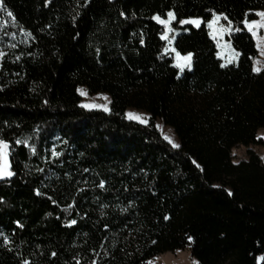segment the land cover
Masks as SVG:
<instances>
[{
	"label": "trees",
	"instance_id": "16d2710c",
	"mask_svg": "<svg viewBox=\"0 0 264 264\" xmlns=\"http://www.w3.org/2000/svg\"><path fill=\"white\" fill-rule=\"evenodd\" d=\"M258 10L264 0H0V140L14 174L0 183V264H151L186 247L199 264H264V165L231 156L264 146V66L253 71L243 26ZM169 11L174 49L193 53L182 73L153 19ZM214 14L236 30L235 64L217 57ZM190 18L200 27L179 23ZM79 86L107 93L109 111L81 107Z\"/></svg>",
	"mask_w": 264,
	"mask_h": 264
},
{
	"label": "rangeland",
	"instance_id": "374dc122",
	"mask_svg": "<svg viewBox=\"0 0 264 264\" xmlns=\"http://www.w3.org/2000/svg\"><path fill=\"white\" fill-rule=\"evenodd\" d=\"M261 11H264V10L256 11L257 17L252 20L260 21L261 17L257 13ZM170 12L173 14L172 16H169ZM215 15L219 16L220 18L213 25V28H209L208 23H206V26L209 30L210 36L213 38L215 42V45L217 48V57L220 59L222 65L235 64L238 61L239 55H237V53L239 54V52L233 47L232 43L227 38L229 33L232 31L231 25L230 24L224 25L221 22V19L224 18L223 15H220V14H215ZM156 17H158L159 19H157ZM153 19L159 25H162L164 27V33L162 35V38L165 40V52L172 54L173 63L176 66V52L177 51L176 50L173 51L174 49L173 38L176 34L180 32V30L174 29L172 27V22L175 20L174 13L172 11H169L167 12L165 17L155 15ZM252 20H249L248 22L250 23ZM161 21H165L166 23H162ZM7 26H8V21L3 19L0 15V53H3L4 47L6 46L5 36H7V33H6V31L8 30L6 29ZM192 26L196 27L195 25H192ZM243 26L247 30V32H249L248 27L245 24V21L243 22ZM221 29H223L222 34H221ZM253 31L256 33L255 36H253L252 32H249L254 40L255 47L257 50V54L253 58V68L256 67V68L261 69L264 66V55L261 54V48L264 47V27H254ZM258 44L261 47H258L257 46ZM187 69L189 68L187 67L184 68V70H187ZM178 70L180 73L184 71V70L181 71L180 68H178ZM77 89L80 90V91H77V93L80 95V98H81L80 103H79L80 106L83 104L98 105L99 107H83V108L99 109V110L105 111V107H107L108 109L107 111H109L110 96L107 93L89 94L86 91V89L82 86L77 87ZM81 93H84V94L82 95ZM129 113L133 114V116H136V115L143 116L144 118L149 120V114L143 110L135 109L132 107H128L125 110V116L127 119L138 122L136 119H130L127 115ZM155 127L163 137L168 136L170 137L173 143L179 145L178 138L170 126L164 125L160 119H156ZM256 136L263 143L264 142V129H259L257 131ZM170 144L172 145V143ZM248 150L256 154L260 158L261 163L264 165V146L260 144L250 145L247 147L237 146L233 148L231 150L232 160L235 163L241 160H246L248 157ZM7 152L10 153L9 146L7 147ZM263 258H264V255L259 256L258 261L260 262ZM150 263L151 264H199L191 256L189 247H186L184 249L175 250L173 252L167 251V252L158 254L150 261Z\"/></svg>",
	"mask_w": 264,
	"mask_h": 264
},
{
	"label": "snow or ice",
	"instance_id": "6c2138e0",
	"mask_svg": "<svg viewBox=\"0 0 264 264\" xmlns=\"http://www.w3.org/2000/svg\"><path fill=\"white\" fill-rule=\"evenodd\" d=\"M123 14V13H122ZM260 17L261 20L260 21H256V20H252L250 23L248 21H245L246 26L248 27L249 32H252L253 36L256 35V33L253 31L254 27H264V11L258 12L257 13ZM173 14L170 12L169 16H172ZM8 16H12L11 12H8ZM157 19H159L158 17H156ZM219 16L217 15H213V18L211 20H208V27L209 28H213V25L216 23V21L219 20ZM225 19H227V17H225ZM162 23H166L165 21H161ZM180 24H190V25H195L196 27H200L201 25V20L199 18H195V19H187V20H179ZM223 32V29H221V34ZM215 38V36H214ZM141 43H143V40L141 41ZM258 47H261L259 44L257 45ZM173 51H175V49H173ZM261 54L264 55V47L261 48ZM0 55H3V53H0ZM237 55H239L237 53ZM192 57H193V53L192 52H188L185 55H181L180 52H176V67L180 68L181 71L184 70L185 67L187 68H191L192 66ZM253 71L259 72L260 69L254 67ZM77 91H80L79 89H77ZM82 95L84 93H81ZM82 107H99L98 105H88V104H83L81 105ZM107 107H105V111H107ZM128 117L130 119H136L139 123L142 124H147L148 120L146 118H144L143 116L140 115H136L133 116V114L129 113L127 114ZM159 127V126H157ZM165 140H168L169 143H172L173 147H179V145L175 144L172 142V140L170 139V137L165 136L164 137ZM17 143H21L20 140L16 141ZM24 144H27V140L23 141ZM8 145L4 140H0V177H10L11 175H13V173L11 171L8 170V160H7V152L5 151V149H7ZM53 155H59L58 152H53ZM101 187H103V181L101 182ZM231 194V193H230ZM165 219H167V217H165ZM71 224H75L76 221L72 220L70 221ZM2 235V234H0ZM7 239V238H5ZM189 239H191V237H189ZM53 255H55L53 253ZM25 264H28L27 261H25Z\"/></svg>",
	"mask_w": 264,
	"mask_h": 264
},
{
	"label": "water",
	"instance_id": "95a60500",
	"mask_svg": "<svg viewBox=\"0 0 264 264\" xmlns=\"http://www.w3.org/2000/svg\"><path fill=\"white\" fill-rule=\"evenodd\" d=\"M235 32H236V30H232L231 31V33H235ZM5 151L7 152V149H5ZM7 160H8V170L13 173V171H12V163H11V158H10V153H8V152H7ZM13 175H11L10 177H0V183L1 182H6V181H10L13 178Z\"/></svg>",
	"mask_w": 264,
	"mask_h": 264
}]
</instances>
